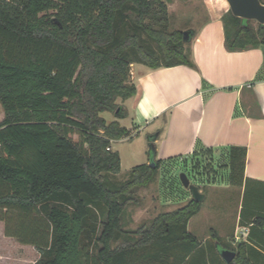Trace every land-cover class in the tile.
Returning <instances> with one entry per match:
<instances>
[{
	"label": "trees",
	"instance_id": "trees-1",
	"mask_svg": "<svg viewBox=\"0 0 264 264\" xmlns=\"http://www.w3.org/2000/svg\"><path fill=\"white\" fill-rule=\"evenodd\" d=\"M173 1L0 0V222L7 237L37 250L35 264H187L200 257L189 223L204 202L191 198L138 229L126 226L128 207L161 168L155 136L148 164L125 181L111 178L122 170L112 142L130 135L118 121L128 116L118 101L137 94L131 66L195 68L184 32L171 29ZM222 22L228 51L264 46V25L231 10ZM246 158V148L231 147L229 180L245 187L241 219L253 224L248 235L256 241L225 249L236 253L230 264H264V189L249 186Z\"/></svg>",
	"mask_w": 264,
	"mask_h": 264
},
{
	"label": "crops",
	"instance_id": "crops-1",
	"mask_svg": "<svg viewBox=\"0 0 264 264\" xmlns=\"http://www.w3.org/2000/svg\"><path fill=\"white\" fill-rule=\"evenodd\" d=\"M202 2L207 17L199 26L188 27L193 30L192 38L185 42L195 68L180 65L154 70L133 64L130 81L136 86L137 94L123 103L128 116L116 119L130 130V135L113 141L111 149L119 153L122 169L124 149L134 139L141 144L145 164L149 163L150 136H155L161 168L197 155H207L212 165L224 161L226 181L212 179L208 186L222 190L225 202L234 197L236 190L240 191L233 231L227 238L217 233L226 244L234 246L248 239L256 240L248 235L253 224L244 217L241 219L245 187L230 184L231 147L247 149L245 179L250 180L251 188L264 189V46L228 51L222 17L230 10L229 5L226 0ZM258 113L263 117L257 118ZM196 186L202 187L199 183ZM191 197L190 192L186 198ZM2 226L1 251L7 250L10 256L12 250L25 251L29 255L23 256L22 264H35L40 257L37 250L7 237Z\"/></svg>",
	"mask_w": 264,
	"mask_h": 264
},
{
	"label": "rangeland",
	"instance_id": "rangeland-1",
	"mask_svg": "<svg viewBox=\"0 0 264 264\" xmlns=\"http://www.w3.org/2000/svg\"><path fill=\"white\" fill-rule=\"evenodd\" d=\"M260 1L264 4V0ZM204 9L202 0H174L169 5L171 29L181 28L183 32H193L188 27L202 24L207 17ZM257 24L254 21V25L257 26ZM118 103L125 109L122 101H118ZM102 116L108 122L117 119L112 113H104ZM3 119L4 111L0 104V123ZM73 138L77 141L79 136L74 135ZM131 143L127 144L126 149H124L123 169L120 174L111 177L114 181L127 180L133 167L146 163L141 144L136 139ZM223 164L224 161L219 160V163L212 165L207 155H197L178 159L164 165L159 171L157 179L147 188H141L138 191V203L128 207L125 214L127 228L138 229L144 223L149 224L160 213L171 212L186 205L192 197L186 198L190 191L184 187L180 179L181 174L185 173L191 184L199 183L202 186L201 189L206 193L201 212L194 216L189 224V231L200 241L202 250L199 252L200 257L190 259L187 264H196V260H200V263L205 261L206 264L220 261L223 264L221 252L227 247L226 241L220 236L223 239L221 242L213 239L211 230L214 229L218 235L226 238L230 236L229 233L233 231L235 226L237 201L240 193L239 190H236L234 197L225 202L222 190L208 186L212 183V179H218L220 182L226 181L227 171ZM0 224H4L2 227L5 229V223L0 222ZM24 255H27V252L22 250H12L10 256L7 250L1 251L0 249V264H22ZM6 256L8 257L6 258Z\"/></svg>",
	"mask_w": 264,
	"mask_h": 264
},
{
	"label": "water",
	"instance_id": "water-1",
	"mask_svg": "<svg viewBox=\"0 0 264 264\" xmlns=\"http://www.w3.org/2000/svg\"><path fill=\"white\" fill-rule=\"evenodd\" d=\"M231 12L234 16L245 20L256 21L257 23L264 25V4L260 0H226ZM192 32H184V41L189 42ZM152 167H155L153 162L150 163ZM181 182L184 187L188 189L192 194V199L203 202L205 200V194L200 188L194 184H191L188 176L182 173L180 176ZM221 256L226 264H230L236 257V253L231 250L224 249L221 252Z\"/></svg>",
	"mask_w": 264,
	"mask_h": 264
},
{
	"label": "built area",
	"instance_id": "built-area-1",
	"mask_svg": "<svg viewBox=\"0 0 264 264\" xmlns=\"http://www.w3.org/2000/svg\"><path fill=\"white\" fill-rule=\"evenodd\" d=\"M108 150H110V148H108Z\"/></svg>",
	"mask_w": 264,
	"mask_h": 264
}]
</instances>
